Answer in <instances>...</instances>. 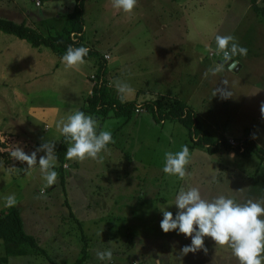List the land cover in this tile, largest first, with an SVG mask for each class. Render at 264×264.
Here are the masks:
<instances>
[{
  "label": "rangeland",
  "instance_id": "1",
  "mask_svg": "<svg viewBox=\"0 0 264 264\" xmlns=\"http://www.w3.org/2000/svg\"><path fill=\"white\" fill-rule=\"evenodd\" d=\"M40 3L0 0V18L26 20L43 36L54 35L66 25L74 0ZM258 4L264 7V0ZM83 9L84 45L103 60L109 55L108 65L119 63L114 70L107 67V86L120 99L114 81L128 83L135 92L123 102H136L139 109L129 118L111 113L98 121L115 141L101 153L102 162L65 159L64 184L58 175L56 184L45 187L39 168L26 171L27 165L11 152L19 146L31 153L46 141L56 151L62 137L57 121L76 110L88 114L83 107L95 80L96 59L67 68L49 49L39 51L0 33V213L8 209L5 198L15 195L26 233L45 251L11 257L8 264H77L84 247L86 260L78 264H239L229 247L208 237L206 253L181 256L191 238L163 233L160 209L173 204L181 188L190 187L209 200L218 195L238 203L262 199L264 161L234 149L210 155L194 144L197 134L190 135L177 121L154 120L140 105L178 98L213 138L223 136L233 148L248 138L264 150V16L250 9L249 0H137L130 14L115 9L113 0H85ZM216 35H232L247 48L245 57H233L240 67L235 72L227 70L229 62L213 74L223 63ZM218 89L232 97H213ZM183 145L190 149L189 175L179 179L162 169L165 152L175 153ZM42 155L37 154V162ZM166 210L175 218V205ZM108 248L112 260H98L96 251Z\"/></svg>",
  "mask_w": 264,
  "mask_h": 264
},
{
  "label": "clouds",
  "instance_id": "2",
  "mask_svg": "<svg viewBox=\"0 0 264 264\" xmlns=\"http://www.w3.org/2000/svg\"><path fill=\"white\" fill-rule=\"evenodd\" d=\"M136 4L137 0H113L115 9L128 14L132 13ZM215 43L216 53L222 55L223 63L216 65L213 74L222 71L229 62H234L233 57L247 55V48L241 46L232 35H216ZM88 53L87 47L69 46L61 59L67 68H78L86 63L85 57ZM114 87L122 102L135 92L128 83L121 80L114 81ZM218 94L221 99L232 97L226 89L216 90L213 97ZM260 115L264 119V102L260 104ZM56 128L65 142L70 145L65 152V159L70 161L82 162L85 159H92L102 162L101 153L110 151L108 145L115 143L111 131L100 130L98 120L80 110L72 112L66 120L57 121ZM54 149L55 144L46 141L31 153H26L21 147L16 146L11 156L16 161L26 164V171L38 167L45 181V187H49L57 183L59 175L54 170L58 160ZM40 152L44 155L40 156L37 162V154ZM164 160L162 171L165 174L179 179L189 175L186 166L190 163V149L187 145L181 146L175 153L165 152ZM16 204L15 195L5 198L6 208L15 207ZM172 205H175L177 209L175 218L171 211L166 210ZM160 212L163 215L160 222L163 233L177 231L178 234L191 238V244L182 247L181 256L198 251L206 253L204 239L208 237L215 242V245L229 247L239 264H264V198L248 199L238 203L233 198L218 195L209 200L203 198L197 187H190L187 190L181 188L174 203L162 207ZM96 257L101 261H111L113 252L111 248L97 250Z\"/></svg>",
  "mask_w": 264,
  "mask_h": 264
},
{
  "label": "trees",
  "instance_id": "3",
  "mask_svg": "<svg viewBox=\"0 0 264 264\" xmlns=\"http://www.w3.org/2000/svg\"><path fill=\"white\" fill-rule=\"evenodd\" d=\"M84 2L85 0H74V7L66 25L54 35L43 36L37 29L26 22L15 23L5 18H0V33L23 40L37 50L49 49L61 59L69 46L86 47L82 41L84 33ZM249 5L254 13L264 16V7L258 4V0H249ZM88 49L89 53L85 60L96 59L94 65L97 67V72L94 77L97 82L101 81V83H96L92 87V92L83 107L84 111L98 121L103 120L111 113L113 116L129 118L133 112L138 111L139 104L136 102H122L114 97V89L107 86V80L104 78L108 70L107 61L102 59L98 51ZM140 107L151 111L154 120L177 121L187 129L190 135L193 133L197 134L198 138L194 144L206 148L207 153L210 155L216 154L221 149L225 151L234 149L244 157L255 154L261 161H264V150L259 148L251 139L246 138L241 145L233 148L225 137L213 138L209 130L204 128L199 119L196 118L191 108L178 98L165 100L163 97H159L150 102H145ZM0 146H3L2 143H0ZM68 146L70 145L65 142L62 136L55 151L59 164L57 171L62 185L64 184L63 166L65 164V152ZM241 149L243 150L242 152H240ZM2 155L9 156L5 152ZM6 163H9V159L6 160ZM70 216L75 218L72 212H70ZM0 241L4 249V254L0 257V264H8L11 257L45 255V251L40 248L37 239L26 233L20 210L17 207L8 208L5 212L0 213ZM86 255L87 250L84 247L82 249V258L77 262L80 263L86 260Z\"/></svg>",
  "mask_w": 264,
  "mask_h": 264
},
{
  "label": "crops",
  "instance_id": "4",
  "mask_svg": "<svg viewBox=\"0 0 264 264\" xmlns=\"http://www.w3.org/2000/svg\"><path fill=\"white\" fill-rule=\"evenodd\" d=\"M35 4V3H34ZM41 4V3H40ZM35 6H36V4H35ZM36 7H39V6H36ZM11 19V18H10ZM9 19V20H10ZM12 20V19H11ZM22 22H26V20L25 21H22ZM39 51H41V50H39ZM114 63V65L113 64H111V65H108L107 64V67L109 66V68L111 67V70H114V69H116L117 67H118V65H119V63L118 64H115L116 62H113ZM238 68H240V67H238V64L236 63V66L234 67V72H235V69H238ZM227 70H229V69H227ZM230 71V70H229ZM1 117L2 116H0V119H1ZM5 119V118H4ZM3 122V121H2ZM3 140H0V143H2V145H3ZM5 145H7L6 143H5ZM4 146V145H3ZM3 146H1V147H3ZM13 159V158H12ZM21 213V212H20ZM25 227V226H24ZM4 250V249H3Z\"/></svg>",
  "mask_w": 264,
  "mask_h": 264
},
{
  "label": "built area",
  "instance_id": "5",
  "mask_svg": "<svg viewBox=\"0 0 264 264\" xmlns=\"http://www.w3.org/2000/svg\"><path fill=\"white\" fill-rule=\"evenodd\" d=\"M34 1V3L36 4V6H39L40 5V0H33ZM73 36V35H72ZM213 55V54H212ZM212 55H210V56H212ZM103 58H104V60L105 61H109L110 60V56L109 55H104L103 56ZM92 78H95V77H92ZM96 83H101V81H99V82H97L96 81V79L93 81V85H92V87L96 84ZM91 92H92V88H91V91H90V94H91Z\"/></svg>",
  "mask_w": 264,
  "mask_h": 264
},
{
  "label": "water",
  "instance_id": "6",
  "mask_svg": "<svg viewBox=\"0 0 264 264\" xmlns=\"http://www.w3.org/2000/svg\"><path fill=\"white\" fill-rule=\"evenodd\" d=\"M235 66H236V62H233L231 65H229L228 68H229V70H231V69H234Z\"/></svg>",
  "mask_w": 264,
  "mask_h": 264
}]
</instances>
